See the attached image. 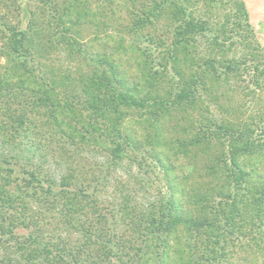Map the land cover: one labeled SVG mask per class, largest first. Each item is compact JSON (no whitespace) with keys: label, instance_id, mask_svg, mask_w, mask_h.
Here are the masks:
<instances>
[{"label":"rangeland","instance_id":"rangeland-1","mask_svg":"<svg viewBox=\"0 0 264 264\" xmlns=\"http://www.w3.org/2000/svg\"><path fill=\"white\" fill-rule=\"evenodd\" d=\"M108 58L117 62L126 88L138 87L144 105L150 99L174 105L181 94L184 112L162 120L152 106L123 108L120 116H104L90 107L88 79L96 69L106 71ZM0 72L7 77V84L0 85L2 119L10 121V109L45 126L37 132L1 133H12L14 139L37 137L41 146H0V184L6 173L13 193L27 206L24 210L18 203L8 210L13 221L5 225L12 224L15 237L0 233V262L6 249L18 258L25 247L20 243L30 234L50 242L52 251L57 242L49 237L68 234L75 249H108L109 244L100 241L98 248L87 236H110L100 231L94 205L113 227L111 215L118 212L124 219L127 207L134 216H151L173 201L180 205L178 212L189 214L181 178L196 170V178L199 171L207 176L197 180H211L203 151L228 152L233 146V151L264 153V0H0ZM40 72L45 81L52 75L57 81L43 100L17 82ZM116 119L119 132L111 127ZM189 127V137L203 145L177 143ZM153 129L160 136L157 143L150 137ZM258 154L248 161H259ZM261 161L264 170V157ZM33 172L35 179L27 183ZM84 184L89 197L83 196ZM66 189L77 203L68 226ZM89 219L93 223L83 226ZM119 225L125 229L122 221ZM140 227L139 234L129 229L126 234H133L134 247L142 249L140 264H162V244L156 241V248L146 250L153 226L146 221ZM223 233L216 245L207 246L205 235L191 233L183 241L198 245L196 257L211 258L210 248L218 251L214 261L204 264H264V254L254 247L261 239L254 229Z\"/></svg>","mask_w":264,"mask_h":264},{"label":"trees","instance_id":"trees-1","mask_svg":"<svg viewBox=\"0 0 264 264\" xmlns=\"http://www.w3.org/2000/svg\"><path fill=\"white\" fill-rule=\"evenodd\" d=\"M105 62L107 66L106 71H99L95 68L96 72L88 79L93 89L86 91L89 106L102 112L104 116L106 114L120 116L123 113V108H129L131 106L156 107L159 112L157 115L162 120L171 118L174 111L180 112L181 114L184 112L181 94L178 96L180 101L174 105L168 101H162V99H150L152 103L149 101V103H146L147 105H144V101L140 100V97L137 95L141 91L137 89L138 87L136 85L133 89L126 88V83L119 81L120 72L118 66L115 64L117 62L111 58L106 59ZM209 62L212 64L215 61L210 60ZM24 68V71L29 70L26 64ZM44 74L45 72H40L39 76H35L34 73H30V76L20 78L17 82L20 88H23V91L27 90L32 93H38L40 94L38 96L40 100H43L44 93L46 91L48 92L49 89L54 90L57 82L54 79L56 77L53 75L50 76L48 81H45V77L43 78ZM5 75L4 72H0V85L7 84V77ZM116 84H119L120 88ZM20 95L23 96L21 93ZM6 110L11 115L10 121L2 119L5 109H0V135L2 136L0 137V146L6 147V144H10L13 147L20 146L25 149L40 147L41 139L37 141V137L26 135L22 138L14 139L12 133L9 135H6V133L1 134L2 132H7V130L16 132V130L26 131L28 129L29 131L34 130L35 132L45 127L44 123L38 124L27 113L17 115L13 114L10 109ZM48 124L49 126H54L53 123ZM111 124H113L111 126L113 130L120 131L118 127V124H120L119 119H116L113 123L111 121ZM41 125L42 127H40ZM215 128H217L216 125ZM190 130V127L188 130L184 129L182 131L183 136L176 140L177 143H181L182 145H198L200 143L199 145H203L201 139L200 141L196 137H189L191 135ZM150 137L153 143L159 142L156 138L160 136L156 129L155 131L154 129L152 130ZM205 144H209V142ZM230 148L231 151L228 152H218L217 150L211 152L212 150H209L210 148L206 149L207 152L203 151V157L209 158L204 163L205 166H208L207 175L211 179L209 182L202 183V180H197L199 177L204 176L202 174L200 175L201 171H199L198 178H196V170L192 173L184 174L181 178L185 182L184 190L181 189V192L187 195L190 201L189 205L191 209L189 214L178 212L180 205L174 204L173 201L166 203L168 204L167 206L161 204L159 213L151 216H144L142 213L141 215L143 216H134L130 214L127 207L124 211V219L120 218L123 214L116 211V214L111 215L116 220L115 227H113L114 225L105 223L104 220L106 218H100L101 214L99 213V209L94 205V208L97 209L95 217L101 221L98 224L101 228L100 231L108 232L110 236L107 237L109 239H106L103 235L86 231L88 232L87 236L90 242L96 245L100 241L104 244H109L108 249L100 251L95 249V252L94 249L88 247L83 250L75 249L72 238H70L71 234H68L66 236L59 235L57 238L56 236L49 237L50 240L55 239L57 242L56 248L52 251L50 249L52 246L50 242H44L43 237L40 238L30 234L25 239V243H20L22 244L21 246H25L22 248L24 250L22 254L18 258L13 259V252L6 249L4 256H2L4 262H0V264H111V260L109 259L112 258L116 259L117 264H140V261H144L140 256L142 249L134 247L133 243L135 241L130 237L135 232L138 234L142 232L140 224L146 221H149V224L153 226L155 231L153 232L154 237H151V239L148 238L147 240L148 247L146 250H149V246L156 248L154 244L156 241L160 245L162 244V264H204L205 260H215L216 256L214 257V255L218 251L211 248L209 249L210 252H213L211 258L208 255L203 258L202 256L196 257L193 250L197 249L198 245L195 242L193 243L194 245H187L183 241L184 235L190 233L192 236L194 234L197 237L205 235L209 240V245L207 246H211L222 241L221 238H224L223 232L225 230L230 233L236 232L243 234L246 233V229H254L255 235L261 236V239H257L254 242V247L258 248L257 250H260L264 254V170L259 166L264 157V153L263 151H233V146H230ZM255 152H261L257 156L260 160L257 162L248 161V157L250 158ZM226 157L229 158L232 166L228 165L229 161ZM9 170L13 171L12 169ZM35 175L34 172L31 173L27 183H30L31 179L34 180ZM9 178L5 173L2 176L3 182L0 184V233L3 236L15 237V232L10 229L12 224L5 225L6 221H13L8 210L10 208H17L16 204L18 203L24 210L27 209V206L23 198L13 193V189H11L12 183L9 181ZM244 183H247V185H244ZM81 187L87 193L83 194V196L89 197V186L84 184ZM72 193L68 189L62 191V197L65 199L66 204V211L63 217H65L64 220L67 226L72 222L71 220L75 219V216L71 218L70 215H76L77 212V203L69 197ZM134 210H136V207ZM84 216L88 217L87 213ZM119 221L124 223L125 229L120 227ZM92 223L93 220L89 219L87 222H83V226L87 227ZM138 228L140 232L137 231L139 230ZM119 229L122 231L119 232ZM127 229L133 233L129 238L126 235L129 233ZM161 233H165V236ZM25 250L30 252L28 253ZM151 252L152 250L150 249Z\"/></svg>","mask_w":264,"mask_h":264}]
</instances>
